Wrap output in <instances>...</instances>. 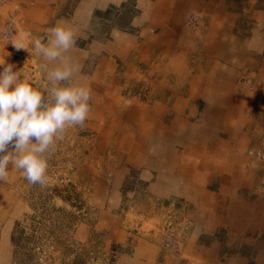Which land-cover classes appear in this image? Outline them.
<instances>
[{
	"label": "crops",
	"instance_id": "crops-1",
	"mask_svg": "<svg viewBox=\"0 0 264 264\" xmlns=\"http://www.w3.org/2000/svg\"><path fill=\"white\" fill-rule=\"evenodd\" d=\"M124 1L0 0V58L18 71L21 63L13 59L12 43L31 49V39L47 43L52 28L67 26L84 41L65 54L81 68L72 83L87 86L93 77L97 81L116 74L118 51L123 59L131 53L126 65L131 73L136 62L140 78L156 73L157 79L146 80L156 102H138L123 114L125 103L108 87L101 94L92 92V117L109 122L119 136L118 145L133 159L125 165L155 170L160 186L154 196L187 202L177 217L186 259L248 264L245 253L256 256L252 264H264V158L248 153L250 148L264 150V0L242 2L248 7L243 13L237 12L240 0L231 5L228 0H136L133 33L114 31L110 40L86 44L94 11ZM184 11L196 15L191 31L180 27ZM246 16L252 27L241 29L240 18ZM6 25L13 30L9 43ZM40 61L54 66L43 57ZM149 64L153 68L146 71ZM105 69L108 73L102 75ZM42 75L50 86L44 69ZM239 78L248 79L250 86L237 84ZM182 86L187 90L180 91ZM155 145L161 159L148 156ZM153 236L156 243L130 239L119 264H178L161 248V235Z\"/></svg>",
	"mask_w": 264,
	"mask_h": 264
},
{
	"label": "rangeland",
	"instance_id": "rangeland-1",
	"mask_svg": "<svg viewBox=\"0 0 264 264\" xmlns=\"http://www.w3.org/2000/svg\"><path fill=\"white\" fill-rule=\"evenodd\" d=\"M228 1L231 5L230 2L234 0ZM244 1L240 0L238 13L248 9L243 7ZM135 3L136 0H125L120 5L96 9L86 29L89 38L85 43L92 40L103 43L112 39L114 31L133 33L131 23L138 14ZM246 13L250 15L251 12ZM195 20V14L184 11L180 27L191 31ZM252 24L246 16L245 19L240 18L238 26L243 29V26L252 27L249 26ZM5 29V38L9 43L13 30L9 25ZM83 43L76 39L77 46ZM122 53L118 51L115 54L116 74L112 77L101 76L97 81L95 77H90L93 83L86 87L96 94L114 87L120 102L125 103V114L135 110L138 102L150 105L156 102L146 80L157 78L156 73L146 80L140 78V67L136 68L140 64L138 62L131 73L126 66L129 64L127 61H131V53L126 54L128 60L122 58ZM40 57L35 53L16 50L13 59L21 63V78L27 79L47 96L46 88L49 86L42 82L41 65L44 63ZM29 59H36V62L31 64ZM151 64L143 69L148 71L153 68ZM104 71L102 75L108 73V69ZM247 81L250 86L248 79L239 78L237 84L245 85ZM179 90L184 92L187 89L182 86ZM90 105L91 112L84 126L68 128L63 139L54 145V151L46 154L49 156L46 186L30 184L21 171L12 169L9 164L8 180L0 182V191H3L0 198V264H119L120 255L128 250L126 243L130 239L138 237L156 243L155 233L161 235L160 246L173 254L170 256L174 262L207 264L195 257L188 260L182 254V240L177 233L178 218L180 206H186L187 202L179 197L164 199L154 196L152 191L160 186L155 170L152 167L125 165L127 159L131 162L133 159L118 145L119 136L109 122L92 117L96 110L95 101L90 100ZM158 148L157 145L149 147L148 156L161 159L157 156ZM180 148L172 145L173 150ZM248 153L264 158V150L260 148H250ZM180 154L177 153V156ZM167 183L165 180L162 186ZM16 222H19L18 231L21 230L23 237L18 242V249L11 239ZM244 255L249 259L248 264H252L256 257Z\"/></svg>",
	"mask_w": 264,
	"mask_h": 264
},
{
	"label": "clouds",
	"instance_id": "clouds-1",
	"mask_svg": "<svg viewBox=\"0 0 264 264\" xmlns=\"http://www.w3.org/2000/svg\"><path fill=\"white\" fill-rule=\"evenodd\" d=\"M42 41L31 39V49L20 41L12 45L30 54L34 51L53 63L51 68L47 63L41 65L50 85L47 96L27 79H21V72L13 70L14 64L0 58V182H7L11 164L30 184L46 186V154L54 151L68 128L83 127L91 112L92 90L72 83L81 68L65 55L76 44L73 29L56 26L50 30L47 43ZM10 55L6 52V56Z\"/></svg>",
	"mask_w": 264,
	"mask_h": 264
},
{
	"label": "trees",
	"instance_id": "trees-1",
	"mask_svg": "<svg viewBox=\"0 0 264 264\" xmlns=\"http://www.w3.org/2000/svg\"><path fill=\"white\" fill-rule=\"evenodd\" d=\"M18 228H19V222L17 223L16 222V224H15V226H14V229H13V231H12V237H11V239H12V242L14 243V245L16 246L15 248L16 249H18V242H20V240H23V237H22V232H21V230L20 231H18ZM26 239H28V238H26ZM29 240V239H28ZM23 246V245H22Z\"/></svg>",
	"mask_w": 264,
	"mask_h": 264
},
{
	"label": "built area",
	"instance_id": "built-area-1",
	"mask_svg": "<svg viewBox=\"0 0 264 264\" xmlns=\"http://www.w3.org/2000/svg\"><path fill=\"white\" fill-rule=\"evenodd\" d=\"M1 1H3V0H1ZM175 246V245H174ZM183 264H190V263H188V262H184ZM192 264V263H191Z\"/></svg>",
	"mask_w": 264,
	"mask_h": 264
},
{
	"label": "bare ground",
	"instance_id": "bare-ground-1",
	"mask_svg": "<svg viewBox=\"0 0 264 264\" xmlns=\"http://www.w3.org/2000/svg\"><path fill=\"white\" fill-rule=\"evenodd\" d=\"M196 21V20H195ZM194 23V22H193ZM196 24V22L193 24V27H194V25ZM248 82V81H247ZM206 141V140H205ZM198 144V143H197ZM200 144V143H199Z\"/></svg>",
	"mask_w": 264,
	"mask_h": 264
}]
</instances>
